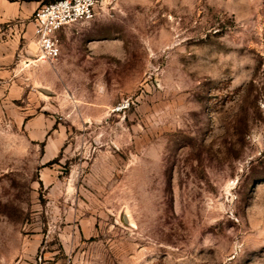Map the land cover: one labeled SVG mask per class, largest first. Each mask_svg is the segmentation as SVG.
I'll return each instance as SVG.
<instances>
[{
	"label": "rangeland",
	"instance_id": "obj_1",
	"mask_svg": "<svg viewBox=\"0 0 264 264\" xmlns=\"http://www.w3.org/2000/svg\"><path fill=\"white\" fill-rule=\"evenodd\" d=\"M106 6L0 22V264H264V0Z\"/></svg>",
	"mask_w": 264,
	"mask_h": 264
},
{
	"label": "built area",
	"instance_id": "obj_2",
	"mask_svg": "<svg viewBox=\"0 0 264 264\" xmlns=\"http://www.w3.org/2000/svg\"><path fill=\"white\" fill-rule=\"evenodd\" d=\"M112 0H47L31 15L32 38L38 60L55 63L61 56L59 33L77 22L90 21L99 16ZM60 264H78L70 258Z\"/></svg>",
	"mask_w": 264,
	"mask_h": 264
},
{
	"label": "crops",
	"instance_id": "obj_3",
	"mask_svg": "<svg viewBox=\"0 0 264 264\" xmlns=\"http://www.w3.org/2000/svg\"><path fill=\"white\" fill-rule=\"evenodd\" d=\"M38 6L36 1H11L0 0V22L7 18H19L24 20L32 14ZM18 30V27H15Z\"/></svg>",
	"mask_w": 264,
	"mask_h": 264
},
{
	"label": "trees",
	"instance_id": "obj_4",
	"mask_svg": "<svg viewBox=\"0 0 264 264\" xmlns=\"http://www.w3.org/2000/svg\"><path fill=\"white\" fill-rule=\"evenodd\" d=\"M11 1H14V0H11ZM11 1H10V2H11Z\"/></svg>",
	"mask_w": 264,
	"mask_h": 264
}]
</instances>
